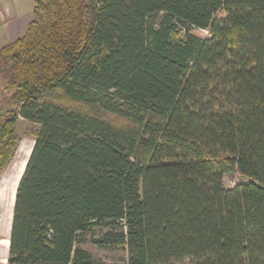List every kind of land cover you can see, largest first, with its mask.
I'll return each instance as SVG.
<instances>
[{"label":"trees","instance_id":"trees-1","mask_svg":"<svg viewBox=\"0 0 264 264\" xmlns=\"http://www.w3.org/2000/svg\"><path fill=\"white\" fill-rule=\"evenodd\" d=\"M31 15L0 47V169L18 118L37 126L7 263L104 264L78 246L99 228L125 264H264V0H33Z\"/></svg>","mask_w":264,"mask_h":264},{"label":"rangeland","instance_id":"rangeland-1","mask_svg":"<svg viewBox=\"0 0 264 264\" xmlns=\"http://www.w3.org/2000/svg\"><path fill=\"white\" fill-rule=\"evenodd\" d=\"M11 6L15 8V13H23L25 15L32 14L33 0H6ZM218 16H223V11H218ZM192 33L200 37H208L209 33L205 29L193 28ZM13 88L7 87L6 80L0 75V118L4 111L10 107L6 102V96L12 93ZM0 119V120H1ZM34 123H31L21 117L18 118L14 128V133L17 138V146L14 152L13 158L10 163L0 169L1 183H6L7 192H15V188L12 187V181L15 178L21 176L23 168L31 151L33 145V137L30 134V130L36 128ZM20 178V177H19ZM17 179V183L19 181ZM243 180L237 172L225 174L223 176V184L226 187L233 186L235 183ZM17 186V185H16ZM101 234L99 228H95L93 231L85 233L81 236L78 246L90 252L92 256L99 262L104 264H125L126 251L122 246L115 247H101L92 242V238H98Z\"/></svg>","mask_w":264,"mask_h":264},{"label":"crops","instance_id":"crops-1","mask_svg":"<svg viewBox=\"0 0 264 264\" xmlns=\"http://www.w3.org/2000/svg\"><path fill=\"white\" fill-rule=\"evenodd\" d=\"M32 15L15 13L14 6L0 0V47L22 34ZM0 174V264H8L9 236L15 192L8 193L6 183H1ZM16 191V190H15Z\"/></svg>","mask_w":264,"mask_h":264},{"label":"bare ground","instance_id":"bare-ground-1","mask_svg":"<svg viewBox=\"0 0 264 264\" xmlns=\"http://www.w3.org/2000/svg\"><path fill=\"white\" fill-rule=\"evenodd\" d=\"M19 177H20V176H19ZM19 177H18V178H19ZM18 178H15V180L12 181V187H13V188L16 187V185H17V179H18Z\"/></svg>","mask_w":264,"mask_h":264}]
</instances>
